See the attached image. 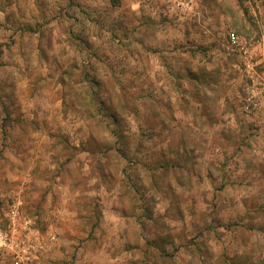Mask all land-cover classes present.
<instances>
[{"label":"rangeland","instance_id":"374dc122","mask_svg":"<svg viewBox=\"0 0 264 264\" xmlns=\"http://www.w3.org/2000/svg\"><path fill=\"white\" fill-rule=\"evenodd\" d=\"M230 34L264 0H0V225L18 196L63 264H264Z\"/></svg>","mask_w":264,"mask_h":264},{"label":"built area","instance_id":"2783aa9c","mask_svg":"<svg viewBox=\"0 0 264 264\" xmlns=\"http://www.w3.org/2000/svg\"><path fill=\"white\" fill-rule=\"evenodd\" d=\"M226 48L239 59L233 69L243 78L237 93L239 111L246 117L255 116L264 107V37L249 44L230 34ZM6 218L5 226L0 225V258L9 264H43L45 242L57 241V233L48 231L41 237L33 230L36 219L23 214V202L18 199L10 205Z\"/></svg>","mask_w":264,"mask_h":264},{"label":"crops","instance_id":"0c3cea01","mask_svg":"<svg viewBox=\"0 0 264 264\" xmlns=\"http://www.w3.org/2000/svg\"><path fill=\"white\" fill-rule=\"evenodd\" d=\"M239 90L240 88L235 89L234 95L236 96V98ZM236 114H237V119L239 120L240 123L245 122L249 124L251 128V132L253 134L252 135L253 138L249 139L250 140L249 143H251V145L248 144V146H244V145L241 146L244 150L243 152L247 155V158H249V159H242L243 163L242 162L241 163L245 167L244 171H246V173L243 174L245 175L244 177L249 175L251 173L249 167H252L253 168L252 175L253 176L257 175L258 177L256 178V180H258L259 176L264 171V138L262 136V134H264V107L262 108L261 112L255 116L246 117L241 114L239 108ZM248 148H250L249 152H248ZM49 196L51 197V193ZM15 199L21 200L18 196L15 197ZM52 207H54V209L50 212V215L53 216L52 222L49 221H46V223H44L43 221L42 222L48 227L47 230L50 228V230L48 231L53 230L54 232H56L57 231L56 228L58 229L57 224L59 223L61 225V222L65 224V222L69 221V219L63 217L65 214L64 210L62 209L59 210L57 207L53 205ZM57 215H58V220L56 221L55 217H57ZM4 225L5 224H3L2 226ZM59 231L60 233L62 232L61 229H59ZM65 242L66 241L65 238H63V236H58V239L55 242H51V243L45 242V244L47 245L45 246V249L41 254V262L43 264H63L65 261H63L64 259H62L63 258L62 248L65 247ZM0 264H9V263L8 262L6 263V261H3L0 258Z\"/></svg>","mask_w":264,"mask_h":264}]
</instances>
